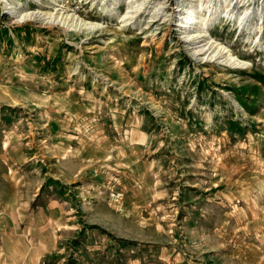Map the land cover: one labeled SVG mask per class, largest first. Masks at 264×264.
Instances as JSON below:
<instances>
[{"label":"rangeland","instance_id":"1","mask_svg":"<svg viewBox=\"0 0 264 264\" xmlns=\"http://www.w3.org/2000/svg\"><path fill=\"white\" fill-rule=\"evenodd\" d=\"M0 264H264V0H0Z\"/></svg>","mask_w":264,"mask_h":264},{"label":"bare ground","instance_id":"2","mask_svg":"<svg viewBox=\"0 0 264 264\" xmlns=\"http://www.w3.org/2000/svg\"><path fill=\"white\" fill-rule=\"evenodd\" d=\"M133 9V8H132ZM195 14H198V8L197 7H189L185 10V12L183 13V16H181V28H189L190 24L191 23H194V18L193 16ZM40 15H42L39 11L38 12H35V11H28V12H25V13H21L19 15V19L20 20H28V19H34V20H37V19H40ZM43 17V16H42ZM59 19L60 21L63 20V18L60 19V17H51V21L53 20V22H58ZM68 18H65V20H67ZM43 20V19H42ZM64 20V21H65ZM38 21V20H37ZM60 21L58 22V24L60 23ZM69 21H70V18H69ZM66 22V21H65ZM64 22V23H65ZM62 23V22H61ZM64 25V24H63ZM68 25V24H66ZM93 25V24H92ZM81 26V25H80ZM69 28V27H68ZM205 35H196L195 33L194 34H191L189 35L188 37L190 38V40H193L194 38H198V37H204ZM210 43V41L208 42V44ZM212 44H214L212 42ZM212 44L210 45V47L207 49V51L211 50L213 48ZM218 47V46H216ZM207 48V47H206ZM220 48V47H218ZM205 49V47H204ZM204 49H202L201 51H204ZM225 48L224 47H221L220 50H217L218 53H217V56H220V58H223L225 57V59H227V62L231 63V64H234L237 62V60L235 59V57H233L231 54L230 55H227L228 53L226 52L225 53ZM205 51V52H207ZM197 52V51H196ZM216 53V52H215ZM212 54V53H211ZM215 55V54H214ZM213 56V55H212ZM224 61V60H223ZM230 64V65H231ZM238 64V63H237ZM240 65V64H239ZM231 67V66H230ZM233 67V66H232Z\"/></svg>","mask_w":264,"mask_h":264}]
</instances>
